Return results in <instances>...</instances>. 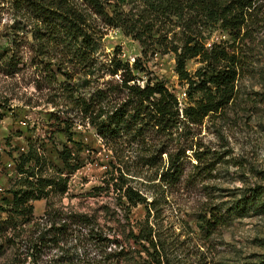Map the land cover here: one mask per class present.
<instances>
[{"label":"trees","instance_id":"trees-1","mask_svg":"<svg viewBox=\"0 0 264 264\" xmlns=\"http://www.w3.org/2000/svg\"><path fill=\"white\" fill-rule=\"evenodd\" d=\"M11 3L16 16L24 19L36 52L52 56L41 61L42 70L62 88L60 98L70 106L62 113L65 119L75 122L80 114L96 126L97 135L104 142L136 144L147 149L148 154L140 156L142 165L153 167L167 153L160 172V180L166 184L179 180L185 156L183 147L171 151L166 138L178 133L181 126L190 129L206 116L223 110L236 93L240 56L231 43L206 45L204 30L208 27L226 30L235 43L249 38L251 28L260 29L264 25V0H12ZM21 28L18 24L5 35L11 47L0 43V73L13 75L22 62L17 41ZM108 28H119L137 40L143 55L174 54L178 79L187 85L184 107H180L177 95L164 83L148 82L143 86L137 83L135 69L141 67L139 59L130 66L117 53L102 62L96 57L98 41ZM193 58L202 65L190 73L186 62ZM99 70L102 77L106 72L113 78L95 84ZM74 73L77 80L70 83ZM58 74L64 79H57ZM115 75H119L118 79ZM152 141L155 143L150 144ZM198 153L195 156L201 162ZM58 155L72 171L80 167L76 160L70 163L72 155L67 147ZM16 171L20 177L11 189L12 201L8 207L0 208L5 213L0 216V236L17 245V251L24 247L32 258L28 264L169 263V242L160 236L159 227L150 222L149 214L140 221L130 218L133 207L144 204L151 210L155 208V200L148 201L139 189L126 183L121 173L118 179L110 176L104 179L105 185L92 187L95 195L108 192L110 182L113 185L114 203L102 205L101 226L96 212H74L56 203L67 192V179L59 173H50L46 157L32 145L18 157ZM255 194L256 191L252 192L251 197ZM42 198L46 200L43 214L35 218L31 202ZM227 210L228 214L223 215L220 210L210 209L212 219L201 215L198 227L210 232V228L225 224V218L232 212L231 208ZM108 221H112V226L107 225ZM23 233L26 234L20 239L23 242L15 241ZM9 264L26 261L18 254ZM253 264H264V254Z\"/></svg>","mask_w":264,"mask_h":264},{"label":"rangeland","instance_id":"rangeland-1","mask_svg":"<svg viewBox=\"0 0 264 264\" xmlns=\"http://www.w3.org/2000/svg\"><path fill=\"white\" fill-rule=\"evenodd\" d=\"M11 1L0 0V43L11 47L5 35L19 24L22 28L17 41L22 62L13 75L0 73V208L10 205L11 189L20 177L16 171L17 159L32 145L46 157L50 173H59L67 179V192L56 203L74 212H96L101 226L102 205L114 203L113 185L110 182L108 192L95 195L91 190L105 185L104 179L117 178L121 173L126 183L139 189L148 201L154 199V209L138 204L131 209L130 218L140 221L149 214L150 222L157 224L160 236L169 242L168 264L257 262L264 254V206H261L264 200V25L260 29L251 28L249 38L235 43L226 30L214 27L204 30L206 45L231 43L240 56L236 93L223 110L206 116L190 129L181 126L178 133L166 138L171 151L185 148L182 175L176 182L166 184L160 180V172L167 153L153 167L142 165L140 156L147 155V149L136 144L104 142L97 135L96 126L80 114L75 122L65 119L62 113L70 106L60 98L62 88L42 70L41 61H48L52 56L36 52L26 23L16 16ZM115 53L130 66L139 59L141 67L135 69L138 84L164 83L177 95L180 107H184L187 85L178 79L173 53L143 55L137 40L119 28H108L98 41L96 57L101 62L107 61ZM201 65L196 58L186 62L190 73ZM77 77L74 73L70 83ZM111 78L106 72L102 77L99 70L94 82L101 84ZM57 79L64 78L58 74ZM63 147L72 155L71 164L78 161L77 170L72 171L61 162L58 154ZM196 152L202 157L201 162L196 159ZM252 189H256L253 198ZM31 203L33 216L40 217L46 200ZM229 208L232 212L230 217L225 216V224L210 228V232L198 227L197 219L201 215L212 219L210 209L227 215ZM4 215L0 210V216ZM107 225L112 226V221ZM25 235L15 237V241L22 243L20 239ZM16 247L0 236V264H9L18 254L26 264L32 261L24 247L21 251Z\"/></svg>","mask_w":264,"mask_h":264}]
</instances>
